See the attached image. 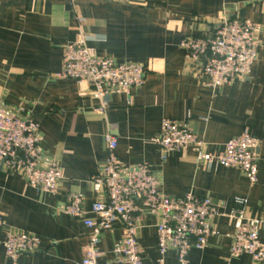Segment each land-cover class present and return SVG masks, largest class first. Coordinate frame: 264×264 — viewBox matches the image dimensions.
Instances as JSON below:
<instances>
[{
	"label": "crops",
	"instance_id": "0c3cea01",
	"mask_svg": "<svg viewBox=\"0 0 264 264\" xmlns=\"http://www.w3.org/2000/svg\"><path fill=\"white\" fill-rule=\"evenodd\" d=\"M234 18L260 28L262 48L251 77L213 90L187 70L180 44ZM81 33L98 57L139 64L146 71L145 84L129 96H114L105 116L95 112L98 102L88 84L57 76L65 46ZM0 108L34 118L44 160L58 165L64 176L61 191L50 195L0 169L2 237L9 229L41 237L39 250L16 263L0 245V264L82 263L89 230L63 209L72 193L84 195V206L91 209L96 195L90 179L108 158L107 135L118 141L120 162L152 167L165 195L210 198L221 214L231 212L235 198H246V217L264 220V0H0ZM164 120L188 121L204 141V151L212 154L248 131L260 142L258 183L251 185L237 169L198 163L193 148L162 163L153 139ZM156 223L147 216L139 232L145 264L159 260ZM214 225L218 235L204 251L190 253V264H253L249 255L231 256L232 220L222 216ZM121 235L119 229L104 234L102 263L113 258ZM260 239L264 242V230ZM166 264H178L175 252L167 255Z\"/></svg>",
	"mask_w": 264,
	"mask_h": 264
},
{
	"label": "built area",
	"instance_id": "2783aa9c",
	"mask_svg": "<svg viewBox=\"0 0 264 264\" xmlns=\"http://www.w3.org/2000/svg\"><path fill=\"white\" fill-rule=\"evenodd\" d=\"M259 31L257 25L234 18L224 19L208 35L184 38L180 47L187 70L198 74L202 84L213 90L235 80L248 79L262 48L257 38ZM88 41L81 33L76 41L65 46L62 69L57 76L88 84L91 97L98 102L95 112L105 116L114 96H129L145 84L146 71L139 64H118L113 59L98 57ZM105 141L108 158L90 179L96 195L91 209L85 208L81 193L70 194L63 209V213L82 222L89 230L81 264H145L139 232L147 216L157 220V264H166L170 252L177 254L178 264H190V253L204 251L209 239L218 235L214 221L222 216L234 224L231 256L249 255L253 264H264V242L260 239L264 220L246 217L248 199L235 198L231 212L221 214L210 198H199L192 193L184 199L169 197L160 192L161 181L149 164L120 162L115 155L117 139L107 135ZM153 142L160 149L162 163L173 153L193 148L198 163L208 168L219 165L237 169L251 185L259 181L260 142L248 131L229 140L222 151L212 154L204 151V141L195 135L188 121L164 120ZM0 166L43 193L57 195L62 189V169L44 160L39 124L31 115L14 108H0ZM5 227L4 216L0 214V245L13 263L21 255L39 250L40 236L9 229L2 237ZM115 229L122 235L112 247L113 258L102 263L106 255L101 250L103 236Z\"/></svg>",
	"mask_w": 264,
	"mask_h": 264
},
{
	"label": "water",
	"instance_id": "95a60500",
	"mask_svg": "<svg viewBox=\"0 0 264 264\" xmlns=\"http://www.w3.org/2000/svg\"><path fill=\"white\" fill-rule=\"evenodd\" d=\"M0 169L2 170V166H0Z\"/></svg>",
	"mask_w": 264,
	"mask_h": 264
}]
</instances>
